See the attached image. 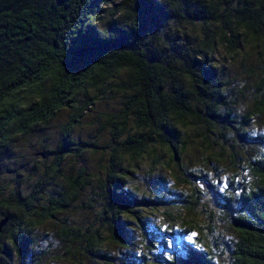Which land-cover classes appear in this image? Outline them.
<instances>
[{"label": "trees", "instance_id": "16d2710c", "mask_svg": "<svg viewBox=\"0 0 264 264\" xmlns=\"http://www.w3.org/2000/svg\"><path fill=\"white\" fill-rule=\"evenodd\" d=\"M218 51L225 67L217 65ZM230 63L261 71V100L253 109L263 112L264 0H0V156L17 136L41 130L60 111L68 112L53 147L41 145L50 161L29 189L21 187V179L2 187L0 211L6 220L0 228V264H26L34 230L93 184L102 209L98 226L85 235L88 256L102 257L97 247L109 241L127 251L119 264H140L133 260L140 247L128 219L142 227L139 211L162 201L130 195L125 177L143 161L150 170H180L190 140L206 143L215 156L220 145L211 135L225 142L248 140L255 115L234 113L223 74ZM107 99L117 108L95 118L109 135L101 170L90 173L83 166L75 174L62 173L67 156L94 146L75 141L73 133ZM247 166L256 181L238 193L231 215L236 240L225 264H264V154ZM191 175L200 179L202 173ZM54 182L59 186L47 195ZM73 230L62 227L61 233ZM140 258L145 263V256ZM153 259L218 264L194 246Z\"/></svg>", "mask_w": 264, "mask_h": 264}, {"label": "rangeland", "instance_id": "374dc122", "mask_svg": "<svg viewBox=\"0 0 264 264\" xmlns=\"http://www.w3.org/2000/svg\"><path fill=\"white\" fill-rule=\"evenodd\" d=\"M215 60L218 67H225L227 60L222 51L217 52ZM250 63L254 65V62ZM223 74L229 82L231 90L227 95L233 102L236 117L244 111L255 115L246 133L248 140L225 142L219 135H211L220 145L216 146L220 156L209 154L206 143L198 139L190 140L184 156L180 158V170L176 171L173 167L171 173L165 166L150 170L149 162L143 161L137 170L126 175L124 188L130 195L162 201L153 208L139 211L142 227L137 228L136 220L128 219V226L133 228L130 230L132 240L140 247L138 257L133 259L135 262L159 264L149 259L157 255L168 258L171 254H183L187 246H194L203 250L214 262L226 263L236 240L231 215L237 208L238 193L256 181L248 170L247 161L264 154V111L260 113L253 109L254 101L261 100L263 90L259 69L230 63ZM243 82L248 86L241 87ZM116 104V101L107 99L97 103L86 114L80 127L75 129L73 139L93 142L94 146L84 148L79 155L67 156L61 167L62 173L75 174L83 166L90 173L101 170L104 146L109 142V135L98 129L95 118L98 113L113 112ZM67 117L68 112L62 110L47 127L16 137L10 151L0 156V196L4 195L2 187L10 182L20 184V179L23 182L21 187L29 189L43 163L50 161L41 145L47 149L53 147L59 128ZM83 146L79 145L81 148ZM164 160H167V156ZM192 173H202V176L195 179ZM27 176L29 179H26ZM199 181H208L213 186L206 188ZM56 184L54 182L47 188V195H54L59 186V183ZM97 192L94 184L81 188L74 199L65 202L66 206L55 214L54 219L34 230L33 245L26 257V264H119L127 251L109 241L97 247L102 257L88 256L85 250V235L98 226L101 216ZM62 227L76 229V232L73 230L72 235L64 236ZM142 255L145 256V263L141 262Z\"/></svg>", "mask_w": 264, "mask_h": 264}, {"label": "water", "instance_id": "95a60500", "mask_svg": "<svg viewBox=\"0 0 264 264\" xmlns=\"http://www.w3.org/2000/svg\"><path fill=\"white\" fill-rule=\"evenodd\" d=\"M203 186L206 187V185H204V184H203ZM5 220H6L5 218H2V219L0 220V228H1V226L4 224ZM153 260H154L153 258H150V259H149L150 262H153Z\"/></svg>", "mask_w": 264, "mask_h": 264}]
</instances>
